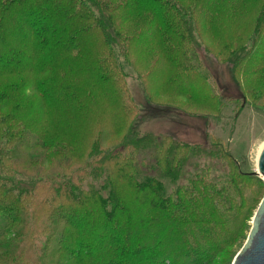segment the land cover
<instances>
[{"label": "rangeland", "instance_id": "obj_1", "mask_svg": "<svg viewBox=\"0 0 264 264\" xmlns=\"http://www.w3.org/2000/svg\"><path fill=\"white\" fill-rule=\"evenodd\" d=\"M128 1L111 0V3ZM173 1L178 6L186 3ZM141 5L142 11L131 6L117 12L116 28L120 32L115 33L128 35L114 49L115 62L125 74L117 83L128 92L126 99L117 86H101L100 79L92 76L89 55L94 53L96 29L83 33L78 44L83 51L81 58L73 57L72 53L68 57L59 53L48 55L46 61L33 65L45 68L36 77L21 71L19 75L0 77V93L12 94L8 108L1 109L2 114L11 111L20 114L21 121L31 130L27 137L38 138V129H42L46 138L54 142L57 138H72L81 145L94 139L98 148L105 149L116 145L131 131L138 136L160 137L162 141L171 138L185 146H205L209 150V155L192 157L181 168L177 165V151L168 157H173L171 164L163 158L161 169L171 165L172 172L159 179L157 196L153 189L138 186V181L127 176L126 170L116 171L115 164L103 163L100 167L104 171L96 191L108 199L114 195L115 188L121 206L110 214L96 215L93 213L103 201L93 198L84 209L65 211L58 232L65 228L73 232L78 226L74 231L78 232L76 236L87 241L90 238L87 249L90 252L85 255V251L80 252L83 248L79 249L82 262H76L77 255L75 261L71 259L67 264H119L123 260L125 264H233L247 242L264 197V181L252 176L258 169L259 148L264 144V76L261 77L264 62L258 57L259 63L248 62L244 76L235 64L219 58L223 47L219 44L225 41L227 45L245 49L246 56L264 54V25L258 26L254 33L264 0H211L207 12L214 16L212 22H206L203 12L197 15L199 9H186L182 25L189 24L194 39L201 45L195 51L198 60L180 56L190 70L179 72L178 76L170 59L161 55V37H156L154 28L157 23L154 16L160 15L151 10L149 0H142ZM196 15L200 18L196 19ZM174 16L169 13L166 18L174 19ZM72 22L64 16L58 24L63 39L75 32V27H70ZM70 28L72 31L66 32ZM181 34L185 38L184 31ZM137 35L140 36L137 43H127L131 36ZM187 46L183 40L180 48L184 50ZM31 77L43 80L42 95L32 85ZM10 84L15 85L16 93ZM123 100L133 110L131 107L126 111ZM90 148L76 163L67 155L52 156L54 162L44 161L43 157L52 153L37 147L29 152L39 157L15 168L26 176L69 173L84 166ZM59 160L63 162L58 164ZM65 163L72 166L66 167ZM176 173V177H169ZM199 176L214 181L213 187L203 189L214 188L224 203L223 213H213L205 192L187 191L193 184L199 186L195 183ZM189 194L194 202L185 208L179 198ZM173 207L183 208L186 216L175 211L167 214L166 209ZM113 208L105 204L106 210ZM89 217L91 221L87 223ZM56 238L65 241L64 235ZM37 245L41 246L42 242ZM33 247L28 249V254L37 250ZM59 259V253L53 255L52 264H66Z\"/></svg>", "mask_w": 264, "mask_h": 264}, {"label": "trees", "instance_id": "obj_2", "mask_svg": "<svg viewBox=\"0 0 264 264\" xmlns=\"http://www.w3.org/2000/svg\"><path fill=\"white\" fill-rule=\"evenodd\" d=\"M141 1L129 0L113 5L111 0H0V77L19 75L21 72L32 73V76L36 77L45 68L33 65L39 61L43 63L48 55L55 56L59 53L68 57L69 53H72L73 57L79 59L82 57H80V53L83 51L80 50L78 44L83 33L97 29L98 36L95 38L94 53L89 55L91 56L89 60L92 76L100 79L101 86H114V88L117 86L122 92L121 96L125 98L128 92L125 93V88L117 83V79L122 78L125 74L119 63L115 62L114 49L119 48L121 41H125L128 35L125 38L123 33L122 35L115 33L120 32L116 28L117 12H121L124 7L131 6L142 11L144 8ZM176 1L179 2V0ZM185 1L186 3H180L178 6L173 0H149L150 8H153L151 10L160 15V17L154 16L157 22L154 28L157 31L156 37L159 35L161 37V55L170 59L173 72L176 70L177 76L179 72L187 73V70H190L187 69V63H184L185 61L180 56H191L194 57V60H198L195 51L196 47L201 45L199 40L194 39V32L189 28V24L188 27L186 24L182 25V15L186 16L184 11L199 9L197 15L203 12L206 22H212L214 18L212 13L207 12L211 6V0ZM169 13L175 14L174 19L166 18ZM197 15L196 19L200 18V16L197 18ZM34 16L39 19L35 20ZM64 16L73 20L70 27L74 26L75 32L63 39V35L58 33V24ZM251 22L252 20L249 23ZM261 25H264V5H261L258 12L254 33ZM71 31V28L66 30L68 33ZM181 31H184L185 38L182 37ZM139 37L138 35L136 38L131 36L127 43H137ZM157 39L159 42V38ZM183 40L188 45L184 50L180 48ZM84 42L82 43L84 44ZM219 45H223L219 50V58L235 64L238 70L243 71L244 76H246L245 68L248 62L259 63L256 57L264 62V54L246 56L244 55L246 50H241L238 46L227 45L225 41H221ZM25 65H27L26 70L22 71ZM105 71H107L106 74L103 73ZM263 74L264 71L261 70V77L264 76ZM31 79L36 91L42 95L40 87L43 80H36L32 77ZM9 87L10 89L14 88L13 93H16L15 85L10 84ZM11 97L10 93H0V247H2L0 264H52V257L56 253H59L61 260L66 264L71 259L75 261L77 255L76 262H82L79 253L85 251L86 255V252H90L87 250L90 238L87 241L76 236L78 232L74 231L78 226L74 228L73 232L67 228L61 229L59 232L58 230L65 211L73 212L78 207L84 209L90 199L103 201L97 207L98 211L93 213L96 215L110 214L121 206L116 197L115 188L114 195L108 199L96 191L97 182L101 179L104 171L101 168L103 163L115 164L116 171L117 168L122 172L126 170L127 176L138 181V186L153 189L157 196L159 184L161 185L159 179L165 173L172 172L171 165L167 166L165 170L161 169L163 158L167 160V164H171L173 157H168L177 151L179 153L177 165L181 168L192 157L210 154L205 146H185L177 141H172L171 138H165L166 140L162 141L160 137L138 136L131 131L126 132L127 136L123 137L116 145L105 149L98 148L99 145H95L94 139H89L81 145L72 138L70 140L57 138L54 142L46 138L47 134L42 129H38V134H40L38 138L27 137L26 134H29L28 132L31 130L26 126V122L21 121L20 114L15 115L12 111L2 114L1 109L8 108ZM123 101V108L126 111H129L131 107L133 110L130 103ZM23 114L26 115V113ZM90 146L84 166L78 169L74 168L69 173L58 171L41 176H26L15 168L18 164L34 161L32 159L38 155L33 156L29 150L37 147L52 153L45 155L44 161H53L52 156L61 158L67 155L70 160L73 159L77 163L78 157L83 156ZM62 162L59 160L58 164ZM65 164L66 167L72 166L69 163ZM177 173L171 174L169 177H176ZM252 176L257 177L256 174ZM201 177L199 176V180L195 182L199 186L193 184L191 188H187V191L191 192L192 189H195L198 193H200L199 190L205 192L212 204L213 213L216 215L223 213L224 203L220 201L219 195L217 197L213 191L214 188H211L210 191L203 189L205 186L213 187L214 181L209 180L208 176ZM106 187L104 186V188ZM135 188L138 187L135 186ZM191 197H193L192 194L181 195L179 202L187 208L194 202ZM224 199H228V196L225 195ZM106 203L114 208L106 210ZM198 205L202 207V204ZM214 208H217L219 212H216ZM173 211L186 216L183 208L166 209V213L170 215ZM90 221L89 217L87 223ZM59 235H64L65 241L61 242V237L60 240H56ZM38 242H42V245L38 246ZM33 245V248H37V250L33 249V253L28 254V249ZM80 248L83 249L79 252ZM208 249H210V245L207 247ZM66 255L71 256L67 258ZM119 264H125V261L123 260Z\"/></svg>", "mask_w": 264, "mask_h": 264}, {"label": "water", "instance_id": "obj_3", "mask_svg": "<svg viewBox=\"0 0 264 264\" xmlns=\"http://www.w3.org/2000/svg\"><path fill=\"white\" fill-rule=\"evenodd\" d=\"M256 174L264 181V145L257 160ZM233 264H264V197L256 210L247 242L236 255Z\"/></svg>", "mask_w": 264, "mask_h": 264}, {"label": "bare ground", "instance_id": "obj_4", "mask_svg": "<svg viewBox=\"0 0 264 264\" xmlns=\"http://www.w3.org/2000/svg\"><path fill=\"white\" fill-rule=\"evenodd\" d=\"M263 145H264V144H263ZM263 145L259 148V153H258V155H257V160H258V156H259V154H260V151H261Z\"/></svg>", "mask_w": 264, "mask_h": 264}]
</instances>
